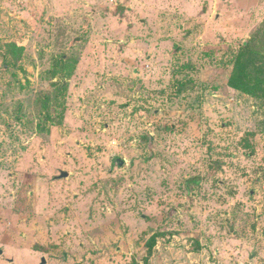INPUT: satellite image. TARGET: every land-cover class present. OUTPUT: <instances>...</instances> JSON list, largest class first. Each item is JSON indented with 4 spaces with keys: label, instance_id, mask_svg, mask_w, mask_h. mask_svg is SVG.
I'll list each match as a JSON object with an SVG mask.
<instances>
[{
    "label": "rangeland",
    "instance_id": "374dc122",
    "mask_svg": "<svg viewBox=\"0 0 264 264\" xmlns=\"http://www.w3.org/2000/svg\"><path fill=\"white\" fill-rule=\"evenodd\" d=\"M153 263L264 264V0H0V264Z\"/></svg>",
    "mask_w": 264,
    "mask_h": 264
},
{
    "label": "trees",
    "instance_id": "16d2710c",
    "mask_svg": "<svg viewBox=\"0 0 264 264\" xmlns=\"http://www.w3.org/2000/svg\"><path fill=\"white\" fill-rule=\"evenodd\" d=\"M157 244V237H153L148 243V251L151 252ZM151 256V253L149 254ZM149 261V257L146 258V262Z\"/></svg>",
    "mask_w": 264,
    "mask_h": 264
},
{
    "label": "water",
    "instance_id": "95a60500",
    "mask_svg": "<svg viewBox=\"0 0 264 264\" xmlns=\"http://www.w3.org/2000/svg\"><path fill=\"white\" fill-rule=\"evenodd\" d=\"M119 165L122 166L124 165V162L123 161H120L119 162ZM69 177V174L68 173H64L62 174V176L60 177V179H64V178H68ZM44 263H46V261H44Z\"/></svg>",
    "mask_w": 264,
    "mask_h": 264
},
{
    "label": "crops",
    "instance_id": "0c3cea01",
    "mask_svg": "<svg viewBox=\"0 0 264 264\" xmlns=\"http://www.w3.org/2000/svg\"><path fill=\"white\" fill-rule=\"evenodd\" d=\"M153 264H155V263H153Z\"/></svg>",
    "mask_w": 264,
    "mask_h": 264
}]
</instances>
